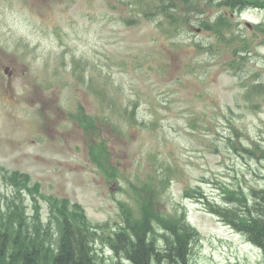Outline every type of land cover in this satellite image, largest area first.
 <instances>
[{
  "label": "rangeland",
  "instance_id": "obj_1",
  "mask_svg": "<svg viewBox=\"0 0 264 264\" xmlns=\"http://www.w3.org/2000/svg\"><path fill=\"white\" fill-rule=\"evenodd\" d=\"M120 1L92 0L89 19L84 17L86 1L75 7L76 21L67 20L72 14L66 10L58 23L59 38L34 34L42 29L27 32L24 22L0 23V212L13 193L3 174L17 170L40 182L43 194L79 202L93 223L116 228L122 222L119 203H133L131 185L154 176L158 186L168 176L160 209L170 214L185 208L202 235L192 264H264L258 248L185 196L186 190L201 187L221 204L224 188L241 186L250 194V187H264V159L225 148L231 138L247 148L264 149V105L252 110L244 101V88L225 65L231 55L210 33L196 25L170 38L142 17L139 24L127 25L132 15ZM208 12L212 19L220 14L217 9ZM234 20L241 23L237 32L249 38L246 23L264 24V11L250 9ZM38 24L43 30L50 27ZM22 40L33 46L26 61L16 49ZM260 40L259 35L250 67L264 80ZM196 44L205 49L197 50ZM211 44L213 52L207 49ZM73 64L83 66V74ZM5 67L13 71V79L3 73ZM32 76L47 78L40 98L27 84ZM103 86L111 97H121L118 105L129 112L138 106L135 127L120 119L118 105L112 110L101 106ZM79 103L109 125L85 133L72 118ZM102 141L116 158L121 174L116 180H108L92 160L94 145Z\"/></svg>",
  "mask_w": 264,
  "mask_h": 264
},
{
  "label": "trees",
  "instance_id": "obj_2",
  "mask_svg": "<svg viewBox=\"0 0 264 264\" xmlns=\"http://www.w3.org/2000/svg\"><path fill=\"white\" fill-rule=\"evenodd\" d=\"M175 3H172V5ZM225 4L232 11H241L249 5H259L254 0H226ZM174 19V15H168ZM230 18L225 15L214 23L205 22V28L212 30L221 37L228 28ZM238 68V64L234 65ZM262 89L264 85L255 84L254 88ZM94 161L105 170L106 156L99 153ZM26 175L12 174L8 181L20 192L24 187ZM147 185V184H146ZM147 185L136 192L135 202L138 211L127 208L125 225L115 235L109 237V246L120 259L129 264H189L191 244L197 233L179 218H161L153 212V189ZM252 206L245 196L233 194L230 196L238 203L232 209L223 210L222 215L227 222L238 231L245 233L252 241L264 248V189L254 192ZM61 204H52V218L57 224L59 237L54 240L56 231L50 226L45 227L40 215H34L32 221L26 215V208L21 203V193H17L6 213L5 221L0 223V264H106L99 255L93 243L97 233L88 224L83 208L76 205L68 207V200ZM166 231L163 235L166 246L156 245L157 231L152 220ZM117 264H122L120 261Z\"/></svg>",
  "mask_w": 264,
  "mask_h": 264
}]
</instances>
